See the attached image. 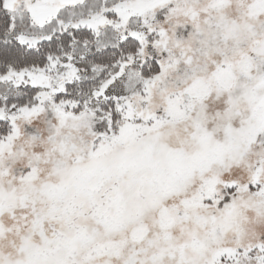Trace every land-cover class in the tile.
I'll use <instances>...</instances> for the list:
<instances>
[{
	"label": "snow or ice",
	"instance_id": "6c2138e0",
	"mask_svg": "<svg viewBox=\"0 0 264 264\" xmlns=\"http://www.w3.org/2000/svg\"><path fill=\"white\" fill-rule=\"evenodd\" d=\"M0 264H264V0H0Z\"/></svg>",
	"mask_w": 264,
	"mask_h": 264
}]
</instances>
